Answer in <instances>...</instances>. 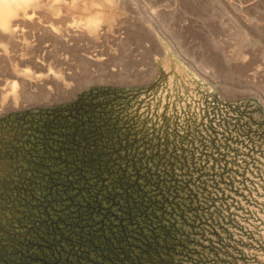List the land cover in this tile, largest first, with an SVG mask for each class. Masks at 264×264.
<instances>
[{
	"label": "rangeland",
	"instance_id": "1",
	"mask_svg": "<svg viewBox=\"0 0 264 264\" xmlns=\"http://www.w3.org/2000/svg\"><path fill=\"white\" fill-rule=\"evenodd\" d=\"M29 14L0 28V264H264V0Z\"/></svg>",
	"mask_w": 264,
	"mask_h": 264
},
{
	"label": "bare ground",
	"instance_id": "2",
	"mask_svg": "<svg viewBox=\"0 0 264 264\" xmlns=\"http://www.w3.org/2000/svg\"><path fill=\"white\" fill-rule=\"evenodd\" d=\"M39 2L40 0H0V28L7 30L11 27L13 28V26H17L20 20L32 18V14H29V9L30 7L37 6ZM98 18L96 14L90 16L88 25L89 23L99 22ZM13 29L10 31H13ZM10 31L9 33L11 34Z\"/></svg>",
	"mask_w": 264,
	"mask_h": 264
}]
</instances>
